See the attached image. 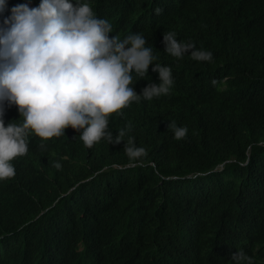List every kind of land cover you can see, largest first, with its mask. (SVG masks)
Here are the masks:
<instances>
[{"label": "trees", "instance_id": "1", "mask_svg": "<svg viewBox=\"0 0 264 264\" xmlns=\"http://www.w3.org/2000/svg\"><path fill=\"white\" fill-rule=\"evenodd\" d=\"M88 2L141 34L173 84L110 115L113 135L130 126L119 144L29 135L0 181V264H235L241 249L264 264V0ZM167 32L212 60L173 57ZM152 67L133 73L137 94L159 83ZM129 136L146 155L125 153Z\"/></svg>", "mask_w": 264, "mask_h": 264}, {"label": "clouds", "instance_id": "2", "mask_svg": "<svg viewBox=\"0 0 264 264\" xmlns=\"http://www.w3.org/2000/svg\"><path fill=\"white\" fill-rule=\"evenodd\" d=\"M0 12V181L15 175L12 160L28 152L30 134L45 141L71 128L80 133L85 148L102 138L108 145L119 144L130 126L113 135L108 131L110 115L133 101L170 91L171 68L153 63L156 57L145 38L124 34L88 0H0ZM162 43L173 57L213 58L211 51L178 41L175 32L163 34ZM150 64L159 83H149L137 94L133 73L146 76ZM15 107V121L20 122L5 125ZM171 127L174 138L186 136V127ZM123 149L130 158L147 154L131 136ZM54 166L61 167L59 162ZM230 258L235 264H251L242 249Z\"/></svg>", "mask_w": 264, "mask_h": 264}]
</instances>
